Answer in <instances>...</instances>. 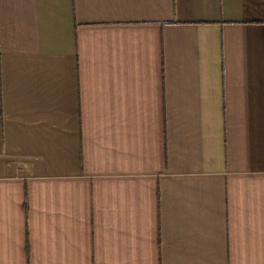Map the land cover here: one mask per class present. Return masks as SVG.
Instances as JSON below:
<instances>
[{
	"label": "crops",
	"instance_id": "1",
	"mask_svg": "<svg viewBox=\"0 0 264 264\" xmlns=\"http://www.w3.org/2000/svg\"><path fill=\"white\" fill-rule=\"evenodd\" d=\"M0 264H264V0H0Z\"/></svg>",
	"mask_w": 264,
	"mask_h": 264
}]
</instances>
